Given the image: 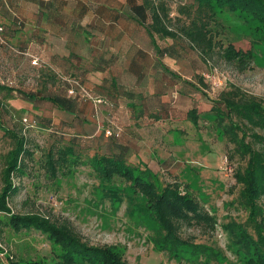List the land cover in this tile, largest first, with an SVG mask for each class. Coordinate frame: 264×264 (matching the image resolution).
I'll use <instances>...</instances> for the list:
<instances>
[{
    "label": "rangeland",
    "instance_id": "obj_1",
    "mask_svg": "<svg viewBox=\"0 0 264 264\" xmlns=\"http://www.w3.org/2000/svg\"><path fill=\"white\" fill-rule=\"evenodd\" d=\"M181 1L186 0H171L173 9ZM219 20L216 39L225 46L231 42L237 49L249 50L246 59L230 60L219 47L205 57L186 38L157 35L164 51L160 53L151 40L141 35L136 40L149 53L144 61L151 62L160 55L177 76L151 66L139 77L150 75L136 83L124 76L117 93L104 91L101 101L96 93L99 87L96 81L87 79L88 74L83 75L85 81L79 78L80 71L74 77L56 68L43 52L36 64L11 49L0 55L1 83L38 95L29 100L17 89L1 93L7 105L0 109L2 121L27 136L33 155L23 174L12 179L17 186L7 197L11 212L0 210V264H10L12 260L64 264L56 257L48 233L32 226L16 229L10 223L12 212L48 218L89 244L114 245L130 264H256L254 247L240 231L246 230L257 238V226L264 233V192L256 200L263 215L254 219L250 206L241 197L246 184L242 173L251 155L246 149L264 155V130L235 125L236 117L232 121L227 115H218L211 104L232 83L260 96L264 102V29L239 10L225 8ZM181 77L196 79L205 90L193 95L194 104L198 105V122L187 119L186 101H175L177 89L182 86L178 81ZM125 89H130L139 103L133 107L134 113L139 112L142 94H148L151 100L146 103H157L150 114H141L140 121L136 117L131 124L121 111L133 106L125 98L131 99ZM54 94L73 98V110L59 108L47 98ZM115 140L128 145L129 162L147 165L154 171L159 189L175 182L200 201L208 218L178 219L175 224L179 237L203 246L201 254L176 255L174 249L156 244L165 231L155 220L141 219L131 212L129 180L118 174L112 180L105 179L90 164L95 148L105 151ZM70 144H75L78 159L51 173L45 166L46 152L52 146ZM13 145L12 138L0 127V194L5 186L7 153ZM110 185L118 187L120 200L105 191ZM136 197L139 203L147 200L142 193Z\"/></svg>",
    "mask_w": 264,
    "mask_h": 264
},
{
    "label": "trees",
    "instance_id": "obj_2",
    "mask_svg": "<svg viewBox=\"0 0 264 264\" xmlns=\"http://www.w3.org/2000/svg\"><path fill=\"white\" fill-rule=\"evenodd\" d=\"M225 8L245 13V15L260 23L264 29V0H186L179 2L175 9H173L171 0H141V2L133 5V10L150 35L153 46L160 53L163 50L157 41V35L169 36L174 39L186 38L192 47L199 50L205 57L211 55L219 47L220 52H223L226 58L230 60L237 59V61L241 62L250 54L249 50L237 49L231 42L225 46L220 39L217 40L215 37V26L220 21L219 18L222 17ZM172 11H175L174 15H171ZM12 25H21V21L14 22ZM6 29L4 30L6 41H0V46H8L11 51L29 58V61L33 63L34 55L23 46L12 42L6 34ZM156 62L163 67V72L168 73L171 71L176 74L174 70L167 66V63L160 55L156 57ZM68 72L74 77H78L76 71L68 70ZM163 77L164 74H162L161 79ZM178 81L182 83V86L177 89L178 96L175 101L180 103L186 101L189 105L186 108L187 119L198 122V105H196L193 95L197 91L204 92L205 90L192 77H181ZM98 87L101 91L96 89V93L99 95L100 101L106 95L104 91L113 95L119 90L116 80H113L111 84H102L98 85ZM13 89H17L22 97L29 100H33L38 96L35 91L13 88L0 81V109L7 108L4 96H1V93H9ZM125 91L129 92L128 96L131 98L125 97L127 102L133 105L131 108L127 107L132 110L139 103L133 97V92L130 89H125ZM158 92L153 93L157 94ZM147 97L148 94L141 95L142 102H140L139 112L133 114L136 117L144 114L146 106L152 107L157 104L146 103V101H151ZM47 98L59 108L66 111L73 110V98L61 94L48 95ZM162 105L165 106L166 103L162 102ZM211 109L220 116L227 115L232 118V121L236 117L234 121L237 123H234L240 127L247 125L264 130L263 100L256 94L246 92L237 84L232 83L229 88L223 89L219 96L214 98ZM158 116L159 114H157ZM46 121L51 123L50 119H46ZM0 127L14 142L13 147L7 153L4 169L5 186L0 194V210L11 212L7 204V197L16 190L17 186L12 179L16 175L23 174L27 166V160L32 157L33 151L28 146L27 136L16 127L6 125L2 121L1 116ZM255 132L262 135L256 130ZM246 150L250 151L251 155L248 165L242 173L246 184L241 192V197L243 202L250 206L251 217L256 219L257 216L263 215V211L256 200L264 192V155L261 151L251 150V148ZM128 153V145L115 140L109 144L105 151L95 148L92 156H90V164L105 179L112 180L118 174L129 180L131 212L141 219L155 220L161 229L165 231L164 234H160L156 244H160L162 248L170 247L174 249V254L176 255L190 257L201 254L203 252L201 244L187 242L178 236L175 221L178 219L186 221L206 219L209 217L208 212L203 210L202 204L195 196L187 190H182L178 183L169 182L159 189L153 177L155 176L154 171L147 165L142 166L129 162ZM78 154L75 144L52 146L46 152L45 166L51 173H56L61 165L76 162ZM105 191L110 193L114 200H120L119 190L116 185L108 186ZM141 193L147 196L144 204L139 203L136 197V194ZM10 223L16 229L32 226L48 233L54 243L56 257L58 256L59 261L64 264H74L80 261H87L90 264H130L114 245L89 244L67 227L59 226L48 220V218L40 217L36 214L12 212L10 213ZM254 227L258 235L257 238H254L246 230L241 229L240 233L254 247V252L257 255V257H254L255 263L264 264V233L257 226ZM10 264H41V262L31 260L22 263L12 260Z\"/></svg>",
    "mask_w": 264,
    "mask_h": 264
},
{
    "label": "crops",
    "instance_id": "obj_3",
    "mask_svg": "<svg viewBox=\"0 0 264 264\" xmlns=\"http://www.w3.org/2000/svg\"><path fill=\"white\" fill-rule=\"evenodd\" d=\"M138 2L141 0H0V24L6 26L12 42L34 56L45 53L60 70L80 71L83 81L88 74L87 79L97 86L113 80L122 85L124 76L136 83L150 75L140 78V72L150 71L151 66L163 68L155 57L144 61L149 53L136 40L141 35L150 40L133 10ZM18 21L21 25H12ZM8 51V46H0V55ZM151 108L145 107L146 116ZM121 111L129 124L136 118L127 106Z\"/></svg>",
    "mask_w": 264,
    "mask_h": 264
},
{
    "label": "built area",
    "instance_id": "obj_4",
    "mask_svg": "<svg viewBox=\"0 0 264 264\" xmlns=\"http://www.w3.org/2000/svg\"><path fill=\"white\" fill-rule=\"evenodd\" d=\"M4 30H5V26H4L3 24H0V41H1V42H5V41H6V36L4 35ZM38 61H39V57L36 56V55L33 56V60H32V62H33V63H37ZM70 92L73 93V92H74V89L71 88V89H70ZM24 120L27 121V120H28V117L25 116V117H24ZM107 132H108V133H111V130L108 129Z\"/></svg>",
    "mask_w": 264,
    "mask_h": 264
}]
</instances>
